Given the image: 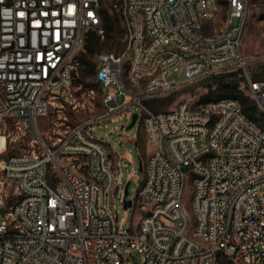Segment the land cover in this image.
<instances>
[{
    "label": "built area",
    "instance_id": "2783aa9c",
    "mask_svg": "<svg viewBox=\"0 0 264 264\" xmlns=\"http://www.w3.org/2000/svg\"><path fill=\"white\" fill-rule=\"evenodd\" d=\"M107 1L0 0V124L13 120L36 142L38 120L72 87L90 33L103 35L105 7L125 39L121 52L98 53L99 115L0 160L18 194L6 210L0 203V264H124L122 250L132 249L142 264H264V126L232 97L199 108L148 104L245 68L249 0H227L220 29L211 28L220 0ZM244 76L264 109V79ZM134 112L153 149L130 197L143 212L124 229L111 203L127 198L120 159L91 129Z\"/></svg>",
    "mask_w": 264,
    "mask_h": 264
},
{
    "label": "rangeland",
    "instance_id": "374dc122",
    "mask_svg": "<svg viewBox=\"0 0 264 264\" xmlns=\"http://www.w3.org/2000/svg\"><path fill=\"white\" fill-rule=\"evenodd\" d=\"M220 1L221 9L211 24L212 29L223 27L227 17V0ZM109 3L110 0L105 5L108 6ZM99 35L100 45L95 52H89L86 47L81 50L80 56L85 57L87 64L80 62L77 66L72 87L65 92L59 93L49 113L39 118L38 130L40 139L37 142L32 140L29 132L19 129L13 120H7L5 123L0 124V160L10 154L29 151L33 145L38 146L42 141L51 145L69 127L81 121L94 118L103 111L102 87L95 79L98 53L101 51L119 53L125 48L123 22L119 20V25L113 31L105 33L103 30V35ZM242 50L248 57V61L245 68L238 70L239 89L250 103L255 104L256 110L251 113L252 117L256 122L264 126V109L257 103L244 76V72H246L251 78L264 79V0H249ZM220 72L224 73L227 71ZM214 73L189 83L173 93L149 101L148 104L153 109L166 110L175 107L181 101H187L192 108H199L200 105L206 103V100H203L202 97L209 91V85L213 82L212 75ZM173 76L180 78L178 73ZM215 87L216 85L212 84V89H215ZM224 92L227 91L224 89L214 90L211 97ZM130 120L125 116H118L107 123L100 124L96 121L94 122L95 127L91 129L93 135L105 141L110 148V156L114 163L117 158L120 159L118 171L120 172L122 187L130 180L127 198L135 194L141 186L144 171L140 170L139 164L142 161L144 168L145 160L153 149V146L147 143L141 115H139L136 123L131 128H127ZM136 141H138V145ZM192 192L193 184L189 181L185 194L187 201L190 200ZM17 197L18 194L14 183L1 177L0 171V203L3 209L6 210L12 205ZM119 197L120 194L118 197L112 196L111 203L114 207L118 224L126 229L130 227L131 223H135L139 219L143 211L139 208L136 209L138 201L128 211H125ZM2 219L0 212V221ZM122 254L125 260L124 264H142V257L138 251L132 249L130 253H127L122 250ZM222 264L225 263L223 262Z\"/></svg>",
    "mask_w": 264,
    "mask_h": 264
},
{
    "label": "trees",
    "instance_id": "16d2710c",
    "mask_svg": "<svg viewBox=\"0 0 264 264\" xmlns=\"http://www.w3.org/2000/svg\"><path fill=\"white\" fill-rule=\"evenodd\" d=\"M221 2V1H220ZM223 2V1H222ZM119 16L115 10H110L109 8H104V20H103V30L108 33L113 31L119 25ZM100 45V35L96 32L90 33L85 47L89 52H95L97 47ZM80 62L87 64L85 57L80 56ZM91 70V69H90ZM238 70H231L227 72L214 73L212 75L213 82L215 84V89H212V84L209 85V91L203 95V100L206 102L213 99H220L226 97L236 98L240 101L244 112L253 120H255L251 113L256 110L255 104L250 103L248 98L244 96L239 89V79L237 78ZM224 89L227 92L218 94L214 97H211L214 90ZM256 121V120H255ZM138 145V141H136Z\"/></svg>",
    "mask_w": 264,
    "mask_h": 264
},
{
    "label": "water",
    "instance_id": "95a60500",
    "mask_svg": "<svg viewBox=\"0 0 264 264\" xmlns=\"http://www.w3.org/2000/svg\"><path fill=\"white\" fill-rule=\"evenodd\" d=\"M138 119V114L136 112H134L132 114V117H131V120H130V123L128 124L127 128H131L137 121ZM139 168L140 170H143V165H142V161L140 162L139 164ZM129 184H130V180H128L124 186V196L127 197L128 194H129ZM132 203V200L129 198H125V201H124V207L125 208H128L130 207Z\"/></svg>",
    "mask_w": 264,
    "mask_h": 264
},
{
    "label": "snow or ice",
    "instance_id": "6c2138e0",
    "mask_svg": "<svg viewBox=\"0 0 264 264\" xmlns=\"http://www.w3.org/2000/svg\"><path fill=\"white\" fill-rule=\"evenodd\" d=\"M21 15H23V13H21Z\"/></svg>",
    "mask_w": 264,
    "mask_h": 264
}]
</instances>
